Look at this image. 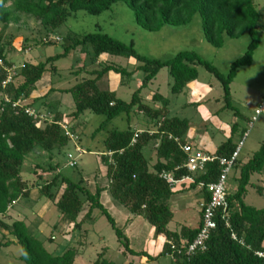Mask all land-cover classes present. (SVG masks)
I'll use <instances>...</instances> for the list:
<instances>
[{
	"label": "trees",
	"instance_id": "trees-1",
	"mask_svg": "<svg viewBox=\"0 0 264 264\" xmlns=\"http://www.w3.org/2000/svg\"><path fill=\"white\" fill-rule=\"evenodd\" d=\"M119 1L127 2L135 11L136 21L148 30H159L165 24H185L200 13L203 16L205 36L214 46L221 47L224 44L225 34L235 38L248 32L251 40L245 53L232 62L230 71L225 74L195 50H180L171 58L161 60L143 55L133 43L128 44L105 32L94 31L78 36L69 31L64 37L66 46L63 52L38 63L23 62L15 75L16 79L21 77V81L15 79L4 86L2 81L8 73L7 68L13 64L6 56L9 41L5 42L0 33V57L4 61L3 65L0 64V226L16 238L12 240L3 235L0 248L13 243L19 244L20 258L26 264H75L78 253L77 245H71L62 253L54 254L30 230L24 219H15L11 223L4 221V217L11 216L10 210L15 201L21 197H29L33 187H38L46 201L59 209L62 220L82 232L88 231L85 228L87 224L96 221L94 211L100 209L110 221L121 244L133 253L140 251L130 247V240L125 233L126 224L119 226L103 202L105 191L130 211L131 217L127 222L137 215L144 216L155 227L156 234H164L177 248L192 242L201 227L202 220L195 227L182 226L179 232L168 228L174 216L169 198L175 189L161 175L163 170L173 173L177 178L187 174V169L183 166L187 156L175 137L182 143H191L185 137L190 122L187 118L171 115L170 99L161 93L154 94L153 99L161 100L162 106L154 107L143 103L140 90L161 68L167 66L175 79L172 91L181 93L189 82L197 78V65L201 64L220 79L227 105L232 106L231 81L240 66L252 62L261 41L260 12L255 0H0V24L6 27L18 12H23L39 22L42 28L53 32L80 10L100 14ZM52 39L46 37L43 42L52 43ZM79 45L84 50L91 51L93 62H97L102 54H113L134 57L142 61V64L134 70H128L121 65L106 63L100 69L92 70L94 76L85 77L65 89L72 93L76 104L75 109L66 115L57 111L52 118L36 119L24 107L13 106V102L21 96L26 105L37 109L40 103L46 104L51 89L42 97L30 101L28 99L44 73L57 70L56 60ZM100 63L103 64V60ZM140 69L145 71L143 82L134 91L130 101L118 97L113 90L102 89L98 85L101 77L110 70L118 72L125 82L126 76L130 77L135 70ZM6 96L11 101H6ZM47 104L55 107L53 102ZM137 104L139 111L148 116L149 125L142 129L135 142L133 139L138 128L132 126L115 128L107 133L104 139L105 149L101 152V159L107 166L106 185L97 184L93 190L89 178L82 173L74 177L63 172L61 162L54 160V157L55 151L60 152L72 141L61 126L66 116H72V121L68 124L75 133L76 127L81 124L78 119L87 111L105 116L100 125L102 127L122 113L130 114ZM235 127L233 125L232 129ZM237 146L231 135L213 153L219 157H230ZM146 147L156 151L155 162L145 154ZM45 153L49 158L47 166L38 159L36 166L51 172V175L44 176L35 169L33 172L38 174V179L34 184H29L22 175L26 159L31 155L39 158V155ZM263 170L264 140L248 160L243 161L240 156L236 160L233 181L237 187L229 195V225L221 218L220 210L217 226L207 239L205 250L197 251L189 257L185 253L179 254L166 241L163 251L157 256H170L173 253V264H264V257L258 254L259 251H264V207L258 208L245 202L253 174ZM220 174L221 164L216 160L206 165L205 171L197 176V181H216ZM98 175L96 172L95 177ZM195 187L196 183H193L186 188ZM204 196L209 198L207 192H204ZM92 264L116 262L104 257L102 251Z\"/></svg>",
	"mask_w": 264,
	"mask_h": 264
},
{
	"label": "rangeland",
	"instance_id": "rangeland-1",
	"mask_svg": "<svg viewBox=\"0 0 264 264\" xmlns=\"http://www.w3.org/2000/svg\"><path fill=\"white\" fill-rule=\"evenodd\" d=\"M256 5L261 15L259 25L261 41L254 52L252 62L249 65L240 66L231 81L230 103L232 106L227 105L228 101L225 99V91L220 79L201 64L197 65V78L181 93L172 91L175 79L167 66L161 68L156 76L140 90L142 102L154 107H160L163 104L161 100L153 99L154 94L161 93L169 98L170 114L189 120L190 127L185 137L194 138L193 143L202 150L214 152L219 144L232 135L236 144L239 145L242 142L240 158L243 161L248 160L264 140V112L253 120L256 109L264 102V0H256ZM0 28L3 40L9 41L6 47L7 60L16 65L18 69L24 61L38 63L45 61L49 56L63 52L66 46L64 37L69 31L78 36L94 31L105 32L128 44L133 43L139 53L161 60L171 58L180 50H195L225 74L230 71L232 62L245 53L251 40L248 32L235 38L225 34L224 44L221 47L214 46L205 36L203 16L200 13L195 14L192 20L185 24H165L159 30H148L136 21L135 11L125 1L115 3L111 9L100 14H91L80 10L53 32L42 28L39 22L23 12H18L6 27L0 24ZM57 36L62 39L57 40ZM46 37L53 38L54 42L44 43L43 39ZM24 45L28 46L27 50L23 47ZM90 56L91 51L84 50L81 45L73 48L69 54L56 60L58 71H48L39 81L40 87L36 93L39 94L43 90V85L72 86L85 77L94 76L91 71L100 69L106 63L121 65L128 70H134L142 64V61L134 57L113 54H102L100 60H103V64H101L99 61L93 62ZM144 75V70H135L130 77L126 76L125 82H123L118 72L110 70L99 80L98 84L101 88L111 89L118 97L130 101L134 91L142 84ZM21 79L18 77L16 81L19 82ZM67 96L71 101L73 100L71 93H68ZM61 109L64 112L71 110L66 104ZM104 118L105 116L102 114L87 111L78 119V121L81 120V124L76 127V141L86 150L81 154L78 153L72 140L60 152L55 151L54 159L61 162L63 172L74 177H78L82 173L89 179L96 172L101 174V169L104 167L101 152L105 149L104 139L107 133L115 128L124 129L132 126L144 129L149 125L148 116L139 111L138 104L130 114L122 113L100 127ZM233 125H236L235 129H232ZM68 152H72L77 157V167L68 165ZM144 152L147 156L151 155L152 162L156 161V155L154 152L151 153L150 147H146ZM38 157L33 155L28 157L22 170V175L29 184H34L38 179V174L33 172L35 169L44 176L51 175V172L36 166L37 159L47 166L48 154L45 153ZM233 172L234 168L229 173L228 182L229 185L235 186L237 184L233 181ZM101 175L97 177L100 183L104 181V177ZM251 180L252 183L248 186L245 202L258 208L264 207V170L261 173H254ZM197 191L198 189L186 188V190L174 192L170 196L169 204L174 213L171 227L174 230L182 224L191 226L198 224L201 213L198 210L199 195ZM38 194L40 195L41 192ZM45 199L46 197L43 196V201H46ZM26 201L23 197L16 200L10 210L12 218L4 217V221L9 223L14 219H24L30 224V218L34 217L36 209L34 206L28 207ZM108 207L112 214H119L120 211L129 212V210H122L125 207L115 200L109 201ZM94 214L97 216L96 221L87 224V226L92 229L91 235L94 238L101 236L103 240H95L94 243L83 249L86 262L94 260L97 257V252L102 251L101 247L106 244L110 247L107 251L103 249L106 251L105 256L116 258L119 242L115 230L100 209H96ZM58 215L59 209L56 206L52 207L46 217L50 226L45 227L43 233L40 234L45 246L56 254L63 252V249H59L64 241V235L60 234V228L65 224V220L60 221ZM123 224L124 222L121 221L119 226H123ZM63 228L67 229L68 227L64 226ZM8 234V231L0 226V239H4L3 235ZM10 237L13 236L10 235ZM158 240L159 235H155L150 237L148 243L155 245ZM20 254L19 244L13 243L4 246L0 248V264H26L20 258ZM145 264L173 263L169 255H163L159 262L148 261Z\"/></svg>",
	"mask_w": 264,
	"mask_h": 264
},
{
	"label": "crops",
	"instance_id": "crops-1",
	"mask_svg": "<svg viewBox=\"0 0 264 264\" xmlns=\"http://www.w3.org/2000/svg\"><path fill=\"white\" fill-rule=\"evenodd\" d=\"M23 47L25 48V50L28 49V46H26V45H24ZM98 61L100 62V59ZM24 62H26V61H24ZM29 62H31V61H29ZM57 71H58V66H57V70L55 72H57ZM47 72L48 71H46L44 73V75ZM191 82H189L188 85ZM38 83L36 85L35 90L32 92L30 98L28 99V101H30L33 98L42 97L43 95L48 93V91H50V89H51V92H50V94L48 95V97L46 99V104H41L40 103L38 105L40 110H42L44 112L51 113V115L53 116L57 111H61L64 115H66V114L71 113L75 109L76 104H75V101H74L72 93L65 90L66 88H69L71 86H69V87H59V86H54V85H43V87H42L43 90H41L39 92V94H38V93H36L37 89H39V87H40V85ZM99 87H100V85H99ZM102 89H108V88H102ZM66 92H67V94L71 93L72 98H73L72 101L67 96ZM49 102L55 103V107H51L49 104H47ZM64 104L68 105L71 108V110H68V111L64 112L61 109ZM44 109H47V110H44ZM67 118H69V119H67ZM66 120L67 121H72V116H66L65 121ZM186 139H187V141L193 143L192 140H194V138H192V139L186 138ZM153 152L156 155V151L155 150H151V153H153ZM152 156H153V154H152ZM101 170H102L101 171L102 175L101 174H99V175L104 177L103 178L104 181L102 183H100L97 180V177H95V173H94V176H92V178H91L92 180L89 179L90 186H91V188L93 190H94V188L96 187L97 184L106 185L108 183V180L105 177V174H106V171H107V166L104 164V167ZM34 175H36V174H34ZM24 179H26V178H24ZM193 189H197V188L195 187ZM184 190H186L185 186H178L175 189L174 192H179V191H184ZM36 192H38V193L40 192L39 188L38 187H33L31 189L30 196L29 197H23V198H25L27 200L26 204H27L28 207L34 206L35 209H36L34 217L30 218V224L26 220L25 221L29 225L30 230L35 235H39L38 237L40 238V234L43 233V230L45 229V227L50 226L49 220L47 221L46 217H47L50 209L52 207H54L55 205H53L49 201H43V196L41 197V194L39 195ZM197 193H198L199 199H200L203 196V192L198 190ZM199 199H198V201H199ZM102 200L106 204L107 207H108L109 201L113 202L115 200V202H117V200L114 199L106 191L103 193ZM36 206H38V207H36ZM118 206H120V205H118ZM121 208H123V207H121ZM122 210H128V209L124 208ZM198 210H199V206H198ZM110 212H111V210H110ZM199 213H201V212L199 211ZM112 215L115 217L116 222H117L118 225L120 224L121 221L124 222L123 225L126 224L125 225V233H126L127 237L130 240V247L132 249L136 250V251H140V253H133V252H130L129 250L125 249V247L121 244V242L119 241V239L117 237V241L119 242L118 243V247H117L118 255L116 256V258H111L109 256H105L106 255V251L109 250L108 247H110L109 245L106 244L103 247H101V250L104 251V257H106L109 260L115 261L116 264H145L148 261H152V262H155V261L159 262L160 261V258H162L163 255H159V256H157V255L163 251L165 242L167 241V237L164 234H156L155 233V227L142 215L135 216L129 222H127V220L131 217L130 211L128 213H126V211H123V212L120 211L119 214L117 213V214H112ZM58 216H59L58 219L60 221H62V215H61L60 211H59V215ZM123 217H124V219H123ZM8 218H12V214H11V216H8ZM173 218H174V216H173ZM200 220H201V215L199 216L198 224L200 223ZM12 221H10L9 223H11ZM171 222L168 224V228L170 230H173V231H176V232H179L181 230L182 226L187 225V224H182L178 229L174 230L171 227ZM53 226H56V225H53ZM64 226H67L68 228L64 229L63 228ZM188 226H191V225H188ZM192 227H195V226H192ZM85 228L88 229V231L84 230L82 232L79 229H73L72 225H70L67 221H65V224L60 228V234L64 235V241H63L62 245L59 246V249L60 250L63 249V251H64L65 249H67L71 245H77L78 253L76 255L75 264H92L98 258L99 253L102 252V251L97 252V254H96L97 257L94 260H90L89 262H86L87 260L84 257L85 250H83V249L85 247H87L89 244L94 243L95 240H101L103 237L99 236L98 238L97 237L94 238L91 235L92 229L90 228V226L86 225ZM10 235L11 234H8L7 236L9 238H11L12 240H16V238L13 235H12L13 237H10ZM155 235H159V240L156 242L155 245H153L152 243L149 244L148 242H149L150 237H154ZM103 249H106V251L103 250ZM154 249H156V250H154ZM54 254H56V253L54 252ZM58 254H60V253H58ZM171 260H172V258H171ZM172 263H173V260H172Z\"/></svg>",
	"mask_w": 264,
	"mask_h": 264
},
{
	"label": "built area",
	"instance_id": "built-area-1",
	"mask_svg": "<svg viewBox=\"0 0 264 264\" xmlns=\"http://www.w3.org/2000/svg\"><path fill=\"white\" fill-rule=\"evenodd\" d=\"M57 40H61L59 36L56 37ZM0 64H4L3 59L0 57ZM21 67V66H20ZM8 73L6 78L2 81V84L6 86L8 83L15 81V75L18 72V67L12 65L7 68ZM23 96L13 102L14 107H24L25 111L33 116L36 119H49L52 118L51 113L44 112L40 109H37L33 106L26 105ZM6 101H11L9 97L6 96ZM264 112V102L259 108L256 109L253 120L257 118L258 115ZM69 121L61 122V126L64 128L65 133L69 135L71 140L74 141L76 151L78 153L85 152V148L79 145L76 141L75 133L70 130ZM142 132V129H138L133 141H136L139 133ZM175 139L179 142L182 150L186 153L187 159L184 162L183 166L187 169V174L182 175L177 178L171 172L165 170L162 171L161 175L172 185L173 189H176L178 186L189 187L191 184L196 183V188L203 192V196L198 201L199 210L201 212L202 224L197 233L196 237L192 242L183 245L180 248H177L172 240H167L171 244L172 249L177 250L179 254L185 253L187 256L193 255L197 251H203L207 248L206 241L210 237V234L213 229L217 226V216L221 210V218L226 220L227 225H229V211H230V201L229 195L236 189L237 185H229V173L234 168L236 160L241 153V143L233 151L230 157H219L213 152H208L202 150L195 146L193 143H182L178 137ZM109 154H112L109 152ZM67 156L69 158L68 165L73 167L78 164L77 157L72 152H68ZM219 160L221 164V174L216 181L206 182L203 180L197 181V176L199 173L204 172L206 165L210 162H215ZM204 192H207L209 198L204 196ZM236 238V234H232ZM258 254L264 257V251H259ZM171 258L174 259L175 256L172 253Z\"/></svg>",
	"mask_w": 264,
	"mask_h": 264
}]
</instances>
